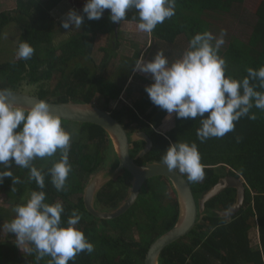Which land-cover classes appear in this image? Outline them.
Listing matches in <instances>:
<instances>
[{
    "label": "trees",
    "instance_id": "obj_1",
    "mask_svg": "<svg viewBox=\"0 0 264 264\" xmlns=\"http://www.w3.org/2000/svg\"><path fill=\"white\" fill-rule=\"evenodd\" d=\"M8 1L15 2V8L10 12H0V42L5 29L16 23L23 31L19 44L27 41L34 54L28 60L19 58L0 64V89L20 92L23 84L27 83L30 87H37L36 96L47 102L88 103L107 110L126 130H141L150 136L152 150L141 163L162 161L171 143L195 142L201 163L205 165L203 181L189 182L197 201L224 175L244 181L246 201L240 212L228 218L219 214L234 204L236 191L233 189L209 201L203 218L199 216L190 234L163 251L160 264H264V111L253 108L255 120L242 117L233 132L201 143L196 135L200 127L199 118L177 119L173 113L168 119L166 110L150 101L145 87H142L143 95L137 101L119 109L110 108L112 103L122 100L131 80L140 78L133 71L137 60L143 57L150 61L158 50H163L170 62L175 61L196 33H212L216 24L212 16L233 20L237 17L236 5L246 9L247 0H176L175 15L158 24L151 34H145L151 38L147 54H142L144 46L132 42L133 55L121 57L116 75L111 70L114 48L102 49L106 56L100 63L96 60L97 35L112 34L117 40L120 34L117 23L109 18L110 10H105L99 20H88L84 14V24L65 42L56 45L54 37L64 28L58 26L54 11L65 0ZM78 2L83 11L86 1ZM255 14L257 20L251 26L247 41L232 37L226 48L219 49V55L227 62L226 75L235 79L247 76L249 67L259 69L264 66V0L257 5ZM122 23H129L131 30L139 32L135 9L127 11L126 18L118 25ZM55 77L57 84L50 89L47 83ZM252 83L258 85L259 81ZM256 90L264 91L259 87ZM62 127L72 133L69 151L72 171L67 180V190L62 192L54 188L50 176H45V202H61L65 209L62 215L65 222L73 210H78L82 219L77 227L94 245L91 254L82 252L69 264H145L151 245L171 230L179 217V202L175 191H171V182L162 176L149 179L137 202L124 215L113 220L96 218L85 207L83 195L86 185L92 176L110 168L116 170L118 157L102 127L66 120H62ZM157 127L164 128L165 132L157 130ZM143 146L144 141L134 143L133 153L137 155ZM58 159L59 152L53 157L36 159L33 165L47 172ZM3 170L7 169L0 165V171ZM11 171L13 178H19L20 183L13 184L12 178L6 177L0 184V198L9 197L7 201H11L14 208L24 203L31 191L40 189L34 180H29V169L14 165ZM184 177L187 179L186 175ZM132 178L127 170H122L102 188L96 198L101 211H115L127 200ZM168 191L174 200H167ZM28 247V259H37L34 247ZM47 259L50 261L51 257L38 260L42 261L41 264H49Z\"/></svg>",
    "mask_w": 264,
    "mask_h": 264
},
{
    "label": "clouds",
    "instance_id": "obj_2",
    "mask_svg": "<svg viewBox=\"0 0 264 264\" xmlns=\"http://www.w3.org/2000/svg\"><path fill=\"white\" fill-rule=\"evenodd\" d=\"M129 9L138 13L137 30L151 34L158 24L175 15L176 0H86L83 13L88 20H99L105 10H110L109 18L119 30L118 23L126 18ZM83 19L84 16L71 10L61 26L66 30L70 26L80 28ZM226 35L223 29L219 37L209 31L199 32L175 61L170 62L165 52L158 50L150 61L141 57L133 66V71L151 75L154 82L144 90L155 106L166 110L168 119L173 113L177 119L199 118L196 135L201 143L233 132L242 117L255 120L253 108L264 111V91L256 90L264 89V66L247 68V76L242 79L226 75L227 62L219 55ZM33 54L34 49L27 41L19 44L18 58L28 60ZM9 97H13L12 90L0 89V165L7 169L0 171V184L6 177L12 178L13 184L20 183L11 171L15 165L29 169V180H34L40 190L31 191L24 203L14 207L15 218L3 224L2 229L15 235L20 249L24 244L33 246L37 259L49 256V264H69L82 252L91 254L94 245L77 227L82 219L79 211L73 210L63 221V204L45 202L43 189L45 176H50L58 192L67 190L72 171L69 162L72 133L62 127L61 117L51 111L45 100L26 108L14 104ZM57 152L59 159L47 172L33 165L34 160L53 157ZM161 160L169 172L186 175L190 183L205 178V165L195 142L171 143Z\"/></svg>",
    "mask_w": 264,
    "mask_h": 264
},
{
    "label": "water",
    "instance_id": "obj_3",
    "mask_svg": "<svg viewBox=\"0 0 264 264\" xmlns=\"http://www.w3.org/2000/svg\"><path fill=\"white\" fill-rule=\"evenodd\" d=\"M12 93L13 97H9V99L14 104L26 108L36 101L43 100L26 93ZM47 103L50 105L51 111L59 115L61 120L98 125L106 131L112 141L119 161L118 168L116 170L102 171L92 176L84 191L85 207L96 218L113 220L124 215L137 202L144 184L149 179L162 176L171 182L179 202V217L175 226L151 245L145 259V264H160L163 251L171 244L190 234L195 228L199 216L203 218L206 204L226 190H235L236 197L232 207L227 211L219 212L220 216L224 218L233 217L242 210L246 201L247 189L242 179L235 176L221 178L214 187L204 193L199 201H197L190 183L178 171L169 172L166 166L162 165V161H154L153 163L140 166L131 157V143L138 141L146 142V146L136 157L137 159L143 158L151 152L153 144L147 134L135 132L129 135L124 126L110 112L104 111L93 104ZM122 170H127L133 177L128 199L115 211L104 213L97 211L95 203L98 193L117 177Z\"/></svg>",
    "mask_w": 264,
    "mask_h": 264
},
{
    "label": "rangeland",
    "instance_id": "obj_4",
    "mask_svg": "<svg viewBox=\"0 0 264 264\" xmlns=\"http://www.w3.org/2000/svg\"><path fill=\"white\" fill-rule=\"evenodd\" d=\"M260 2L261 0H247L246 9L244 7L236 5L237 17H234L233 20H231L230 18L224 19L219 15H216L217 17L212 16L213 20H216V24H214L212 28V34L216 37H219L220 31L222 29L226 30L227 32V35L224 37L225 42L220 47V49L226 48L228 46L229 40L232 37H238L244 41H247L249 39L250 34L252 32L251 26H253L257 20V16L255 12L257 9V5ZM78 3H79L78 0H65L62 3V5H60L59 8L54 11V16L56 17L58 21V26H60V28L62 27L61 26L62 21L65 20L67 13L69 11L75 10L79 15L84 16V13L81 9L82 7L79 8V6L77 5ZM14 8H15V2L8 0H0V12H10ZM83 24H84V20L82 22V25ZM77 30H78L77 27L74 26L72 28L70 26V28L67 30L63 29L59 31L58 33H56L54 37L55 44L57 45L58 42L60 43L65 42L67 40L66 38L71 37V35L75 33ZM22 32L23 31L21 27L16 23H11L5 29L0 42V64L14 60L16 61L19 59L17 56V50H18L20 38L22 36ZM119 32L120 34L117 40L114 39V36L112 34L111 35L98 34L95 42L96 50L98 51L96 54V60L98 63H100L103 60V57L106 56V52L101 51L102 49H106V48L115 49V53L111 60L113 63L112 64L113 67H111L112 73H114L113 75L117 74V68L121 62V57H127L133 55V50H131L132 42L139 43L145 47L142 51L143 55L147 54V50L151 42V38L149 35H145L146 33H141V32L140 34H136L133 30H131V27L128 23H122L120 25ZM116 41L117 44L115 45ZM60 43L59 46L61 45ZM134 74L138 75L140 78L138 79L133 78L131 80L130 85L128 84L127 88L125 89L122 100L112 103V105L110 106L111 109L113 108L119 109L125 104H131L137 101L143 95L141 91L142 87H146L148 86V83L151 84L154 82L150 74H144L139 71L137 72L135 71ZM143 79L148 81V83L146 81H143ZM57 81L58 80L55 77L53 81L47 83L49 85V88L50 89L55 88ZM36 89L37 87L33 88L28 86L27 83H24L23 88L21 89L20 92L26 93L31 96H36L35 94ZM157 130L163 133L165 132L164 128L162 129L157 127ZM8 199L9 197L0 198V208L2 209L0 211L1 213L0 217L2 218V222H0V225L10 223L15 218L13 205L10 203L11 201L9 202L7 201ZM14 236H15L14 234L10 233L11 238H14ZM28 246L30 245L28 244ZM47 261L49 260L47 259L46 262ZM41 262L42 261H39L38 259L35 260L32 259V257L27 260V264H41ZM42 264H46V263L43 262Z\"/></svg>",
    "mask_w": 264,
    "mask_h": 264
},
{
    "label": "crops",
    "instance_id": "obj_5",
    "mask_svg": "<svg viewBox=\"0 0 264 264\" xmlns=\"http://www.w3.org/2000/svg\"><path fill=\"white\" fill-rule=\"evenodd\" d=\"M135 33L140 34V32ZM1 210L0 208V211ZM0 222H2V220H0ZM14 238H11L8 230L6 228L2 229V225H0V264H27L29 252L28 244L21 245L20 249L17 247V242Z\"/></svg>",
    "mask_w": 264,
    "mask_h": 264
},
{
    "label": "flooded vegetation",
    "instance_id": "obj_6",
    "mask_svg": "<svg viewBox=\"0 0 264 264\" xmlns=\"http://www.w3.org/2000/svg\"><path fill=\"white\" fill-rule=\"evenodd\" d=\"M114 109V108H113ZM127 132H128V134L129 135H131V134H133V132H135V131H132V130H126ZM136 132H139V133H145V132H142L141 130H138V131H136ZM145 134H147V133H145ZM148 135V134H147ZM149 136V135H148ZM149 138H150V136H149ZM150 140H151V138H150ZM152 141V140H151ZM153 144V143H152ZM145 146H146V142H144V146H143V148L141 149V150H139V152H138V154L137 155H135L134 153V151H135V147H134V143H131V157L133 158V159H135V162L138 164V165H140V166H144V165H147V164H150V163H153V162H144V163H141V160L145 157H143V158H139V159H137L136 157L139 155V153H141L144 149H145ZM134 152V153H133ZM134 155V156H133ZM140 161V162H139ZM111 169V168H110ZM109 169V170H110ZM112 170H114V169H112ZM106 171H108V170H106ZM97 175V174H96ZM225 177H228L227 175H224V176H222V177H220L219 178V180L221 179V178H225ZM89 183V182H88ZM111 183V182H110ZM109 183V184H110ZM108 184V185H109ZM146 184V183H145ZM145 184H144V186H145ZM88 185V184H87ZM86 185V186H87ZM107 186V185H106ZM105 186V187H106ZM173 189H171V191H172ZM171 191H168L167 192V195H168V201H170V200H174L173 199V196L171 195ZM174 191V190H173ZM130 192H131V189H130ZM174 194H175V197L177 198V196H176V193L174 192ZM129 195H130V193H129ZM129 195H128V197H129ZM128 197H127V199H128ZM235 197H236V194H235ZM83 198H84V195H83ZM124 203V202H123ZM123 203H121L120 205H119V207L118 208H120L121 207V205L123 204ZM95 208H96V210L97 211H99V212H103L104 213V211H101L100 210V208H99V206L97 207V205H96V203H95ZM117 208V209H118ZM116 209V210H117ZM112 212V211H111Z\"/></svg>",
    "mask_w": 264,
    "mask_h": 264
},
{
    "label": "bare ground",
    "instance_id": "obj_7",
    "mask_svg": "<svg viewBox=\"0 0 264 264\" xmlns=\"http://www.w3.org/2000/svg\"><path fill=\"white\" fill-rule=\"evenodd\" d=\"M148 57V56H147ZM172 59V58H171ZM174 59V58H173ZM63 103V102H62ZM88 104V103H87ZM107 111V110H106ZM247 188V187H246Z\"/></svg>",
    "mask_w": 264,
    "mask_h": 264
}]
</instances>
